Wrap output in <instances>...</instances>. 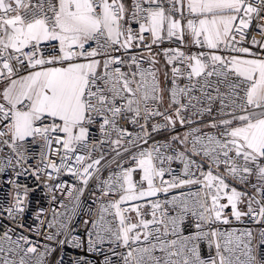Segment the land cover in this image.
<instances>
[{
	"label": "snow or ice",
	"instance_id": "1",
	"mask_svg": "<svg viewBox=\"0 0 264 264\" xmlns=\"http://www.w3.org/2000/svg\"><path fill=\"white\" fill-rule=\"evenodd\" d=\"M0 183V264H264V0H0Z\"/></svg>",
	"mask_w": 264,
	"mask_h": 264
},
{
	"label": "built area",
	"instance_id": "2",
	"mask_svg": "<svg viewBox=\"0 0 264 264\" xmlns=\"http://www.w3.org/2000/svg\"><path fill=\"white\" fill-rule=\"evenodd\" d=\"M130 130H132V126H129ZM157 139H163V137L158 136ZM114 167V166H113ZM173 167H178V165L173 164ZM108 175V172L105 171L104 176L106 177ZM65 179L69 180V182H72L71 177H65ZM22 183H27L29 185H33V181L31 178L25 179V178H21ZM10 191V188L6 185H4L3 183H0V201H3L5 199H7V193ZM163 198V197H162ZM30 209H29V216L26 217V222L31 223V212L35 211L38 207H44L47 208L48 207V203H47V197L44 193L43 189H38L37 191H35L34 193H32L30 195ZM83 200L85 202V205L87 203L90 202V194L89 193H85V196L83 197ZM239 227H243V225H237ZM258 227V226H255ZM205 253H206V249H205ZM80 253L76 250H72V249H67L64 253V257H65V264H70V260L72 256L75 255H79ZM89 259L93 260V264H98V261L102 260L103 257H98L95 255H90Z\"/></svg>",
	"mask_w": 264,
	"mask_h": 264
}]
</instances>
